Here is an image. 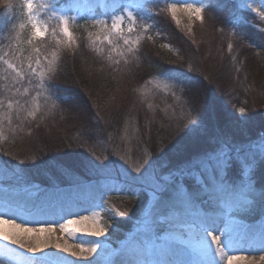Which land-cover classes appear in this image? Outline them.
I'll list each match as a JSON object with an SVG mask.
<instances>
[{
	"label": "trees",
	"instance_id": "trees-1",
	"mask_svg": "<svg viewBox=\"0 0 264 264\" xmlns=\"http://www.w3.org/2000/svg\"><path fill=\"white\" fill-rule=\"evenodd\" d=\"M204 1L203 19L190 32L163 7L152 14L137 12L131 38L141 37L138 50L121 56L123 40L111 36L112 45L100 41L95 33L107 31L92 24L102 18L111 26L114 0H57V11L72 5L87 10L75 21L74 43L63 48L50 36L33 39L23 0H8L6 11L0 7V46L10 45L12 58L25 72L35 59L34 49L42 50L45 87L38 78L29 88L39 85L47 107L35 116L4 123L8 131L0 136V151L8 160L17 156V165L1 159L3 171L19 174L26 187L36 186L46 200L63 195L64 185H75L76 180L61 178L67 172H101L109 180L106 170L119 177L127 169L130 176H140L124 180L138 186L145 179L135 173L137 167L176 177L186 174L191 162L224 148L234 160L227 175L236 172L239 162L259 151L264 138V109L259 106L264 105V31L254 29L234 1ZM145 24L151 26L147 31ZM54 53V71L48 73ZM257 61L260 67L253 68L251 63ZM1 89L0 81V100ZM256 118L263 123L257 128ZM193 120L200 122L198 130L185 135L184 126ZM232 131L246 133L237 137ZM263 181L256 183L258 189H264ZM96 185L91 184L92 189L97 190ZM14 189L6 182L0 198L25 206L33 202ZM142 191L133 189L121 197L136 200ZM163 192L156 205L165 203ZM108 222L105 218L104 224Z\"/></svg>",
	"mask_w": 264,
	"mask_h": 264
},
{
	"label": "rangeland",
	"instance_id": "rangeland-1",
	"mask_svg": "<svg viewBox=\"0 0 264 264\" xmlns=\"http://www.w3.org/2000/svg\"><path fill=\"white\" fill-rule=\"evenodd\" d=\"M57 0H35L36 4L44 5L47 4L49 7L43 8L38 15V19L42 24L47 25L48 31L47 35L44 37H53L60 48L65 47L70 43H74V35L73 29L75 27V21H77L83 14L87 12L85 8L79 6H68L66 9L62 11H57L54 9V5ZM134 0H125L127 3H134ZM136 1V0H135ZM158 1L155 4H146V8L151 11L148 14H152V12L158 10V7H163L167 12L169 6L173 3L176 4V19L179 21V25L185 28L188 32L192 31L193 26L199 22V19L194 13L185 9L184 4L191 3L195 4L198 7H205L206 2L204 0H155ZM235 2L239 11H242L241 14L248 16L251 19L250 25L254 27V29L258 31H264V18H262L259 13H264V0H232ZM8 0H0V7H4V11L7 10ZM246 5V6H245ZM53 12L56 13V16H53ZM170 13V12H169ZM119 12L114 13L113 15H118ZM171 14V13H170ZM59 15H67L70 18L74 17L75 19L69 20V28L73 33V40L69 41L66 36L62 34L60 31L61 25L58 19ZM112 15V16H113ZM202 15V13H201ZM89 17H93V14L90 13ZM111 16V17H112ZM172 16V15H171ZM97 18V17H96ZM101 20H104L101 18ZM111 21V18H110ZM245 21V19H244ZM129 26V21L127 18L122 22L123 29L127 32ZM100 34L95 33L99 36L100 41L105 40L104 37L108 35L98 32ZM103 34V35H101ZM42 37V38H44ZM37 39V38H33ZM41 39V38H39ZM10 45H6L4 48L0 46V81L2 84V98L0 100V136L2 138L4 135H7L6 129H4L5 124H11L13 121L18 119H23L25 116H33L30 115V112L35 111V115H37L40 111H45L46 103L45 102V93L40 89L39 85L34 86V88H29L32 81L40 78L39 73L45 67L44 64V53L40 49H34L35 59L33 63H31L32 67L37 69L36 73L33 74L29 69L28 72L24 71V68L19 64L16 60L12 58ZM38 50V52H37ZM39 57L41 63L37 65L35 60ZM46 60V59H45ZM7 61V63H5ZM257 62H252L251 66L260 67V64ZM8 64H14L17 68L23 69V74L21 76H17L16 72L13 69L8 67ZM30 63L27 64V67ZM261 69H264L262 67ZM213 72V71H212ZM26 74V76L24 75ZM254 75V74H253ZM259 77V76H258ZM27 78V80H26ZM261 80L264 81V74L261 73ZM28 82V83H26ZM18 86V87H17ZM17 87V88H16ZM13 94H12V93ZM41 93L39 97H37V93ZM14 95V96H13ZM116 97V96H115ZM100 99H103L102 97ZM105 99V97H104ZM118 102H121V96L116 97ZM115 99V101H116ZM12 101L11 109L8 108V101ZM38 101L40 107L36 109L35 103ZM115 101H104L105 103L113 104ZM123 101V100H122ZM117 102V103H118ZM260 102L264 104V99L262 98ZM129 103V102H128ZM264 109V105H259ZM41 113V112H40ZM19 116H22L19 118ZM253 123V125L257 128L263 123H259L260 119ZM6 128H11L10 125ZM238 132V129H236ZM231 135L241 137V135H245L246 132H243L240 136L236 134L234 131ZM259 147V145H258ZM224 148L223 150H225ZM228 151V150H225ZM20 152V151H19ZM257 152H259L257 150ZM254 152V153H257ZM2 154V155H1ZM5 151H0V189L5 186L6 182L13 184V189L16 192H20V194L24 197L25 200H33V202H29L30 205H21L16 203H11L5 198H0V205L5 206L4 203H9L20 209L18 211L22 216L35 219L32 224H42L47 223L51 224L53 228H57L53 223L64 224L66 220H72L70 217L74 216V214H83L82 216L88 217L89 219L86 221H81L79 226L81 225H90L92 224L95 228H104L106 231L102 235L103 237H107L106 241H98L94 239L100 246V248L104 249L106 254H115L120 251L125 245L129 244L134 239L142 240L151 243L157 242V237L161 239L164 236V233L168 230V225L170 223L175 222L176 220H188L190 221V216L200 215L204 216V213H207L208 218H212L219 220V223L229 222L230 220H241L243 222H251V224H262L264 223V204L257 203L256 207L252 211H240L233 212L231 214V218L228 216V208L223 203L212 202L211 204L208 202L203 192H198V199L190 206L184 207L177 205L176 208L172 207V203L174 200L178 199L176 188L177 187H187L188 191H194V182L193 179L188 177L187 173L181 175L180 173L174 177L169 174H161V176L148 173L145 170H142L141 174L145 183L143 185H136L132 183H128L124 180L126 178L124 175H119V177L114 176L115 180L118 182V187L122 190H109L110 181L104 180L103 173L99 172H71L64 173L61 178L69 177L68 179L76 180L75 185H64L63 188H66V191L63 192V195L60 196H50L49 200L43 199L40 197L42 193L40 189H37L36 186L26 187L24 182L22 183V178L19 174H11L10 172L3 171L2 160L11 161V165H17L16 159L17 156H13L11 158L3 157ZM252 156L247 159H251ZM2 159V160H1ZM15 160V163L13 161ZM185 160V159H184ZM246 160V159H244ZM243 160V161H244ZM243 161L239 162L238 168L236 172L232 175H227V180L233 184H241L243 178L245 176H249L255 184L256 196L259 197V194L264 191L263 188H257L256 183L264 180V163H260V159L257 156L256 163L253 166V169L250 172H246L243 168ZM7 167V166H6ZM14 167V166H13ZM17 169V168H16ZM140 175H136L135 177H139ZM129 179V178H127ZM133 180V179H130ZM135 181V180H133ZM97 184V190L92 189V185ZM264 185V181L262 182ZM73 187L70 189L69 187ZM62 188V189H63ZM139 190L142 188L143 191L141 193V197L139 199L133 200L126 197H121L123 194H128L131 190ZM164 190L163 199L165 203L156 205L157 197L160 191ZM118 196V197H116ZM4 197V196H3ZM59 206H58V204ZM81 205V208L76 210H70L67 218H62L58 216H51V212H56L57 207L61 209L71 208L70 206ZM96 205H100L101 207H95ZM115 209V211H112ZM14 210V209H13ZM22 210V211H21ZM68 212V211H67ZM97 212L99 215L97 218H93V213ZM199 213V214H198ZM51 217L52 220H48L42 222L44 220L38 219H48ZM104 217V218H103ZM188 217V218H187ZM105 218L109 221L108 226L104 224ZM119 220V224H115L116 220ZM50 221V222H49ZM52 222V223H51ZM51 236V237H50ZM52 235L44 236L45 239L52 238ZM52 241L56 243V245H60V253H63L66 249V241L62 239L52 238ZM168 243V242H167ZM170 243V242H169ZM166 245V244H165ZM176 245V246H175ZM162 246V244H160ZM166 246L169 247H179L178 244L170 243ZM163 247V246H162ZM165 248V247H163ZM97 251L99 249L97 248ZM57 258H62L61 264H81L78 260H74L72 257L61 256ZM54 258L52 260H56ZM18 257L14 259L13 264L18 263ZM42 261V259H31L26 264H37V262ZM171 261V260H170ZM12 264V263H11Z\"/></svg>",
	"mask_w": 264,
	"mask_h": 264
},
{
	"label": "snow or ice",
	"instance_id": "snow-or-ice-1",
	"mask_svg": "<svg viewBox=\"0 0 264 264\" xmlns=\"http://www.w3.org/2000/svg\"><path fill=\"white\" fill-rule=\"evenodd\" d=\"M151 2V0H136L134 3H127L125 0H120V2H116L114 0L112 5V11L114 13L119 12L118 15H113L111 17V26L109 27L108 23L105 20L101 19H93L92 24L93 26H101L102 31H107L108 35L104 37L107 40L109 45L113 44V40L110 38L111 36H116L117 39L123 40L124 51L118 52V55L124 56L126 54H132L138 50V45L140 43V36H137L135 40L131 38V34L136 31V25L138 23L137 20V12L141 13H149L151 10L146 8V4ZM246 6V5H245ZM23 7L26 11V16L28 23L30 24L32 30V37L33 38H42L47 35V25L42 24L39 19L38 15L39 12L43 8L49 7V5H37L35 0H23ZM185 9L189 10L190 12L194 13L199 19H203L202 7H198L195 4L186 3L184 4ZM168 11L171 13L172 18L176 19V4L173 3L169 6ZM259 15L264 18V13H259ZM53 16H56V13L53 12ZM127 18L129 21V26L127 29V34L123 32L122 22ZM60 21V31L64 36L68 38L69 41L73 40V33L69 28V20L75 19L74 17H69L67 15H59L58 17ZM177 23L179 21L177 20ZM24 27V25H21ZM151 26L150 25H143L144 31H147ZM92 35L91 33L89 34ZM151 39V37H148ZM95 43V41H93ZM231 48V45H229ZM38 52V50H37ZM0 59H3L0 57ZM47 59V58H45ZM56 59L55 53L53 54V60H49L47 64V72L51 73L54 71L52 64ZM7 63V61H5ZM35 63L40 65L41 61L37 56ZM10 69H13L16 72L17 76H21L23 74L22 68H17L14 64H8ZM28 68L31 70L33 74L36 73L37 69L33 68L31 64L28 65ZM45 71H40V87H45L44 79H45ZM167 87V85H165ZM41 93H37V97H39ZM13 102L10 100L8 101V108L11 109ZM36 109L40 107L38 101L35 103ZM240 113L243 114L245 109L241 108ZM30 115L35 116V111L30 112ZM199 121H190L186 124L185 127V135L189 133L196 132L199 128ZM257 156L259 157L260 161L264 163V138H262L259 142V152L254 153L251 159H246L243 161V168L246 172H250L253 169L254 164L256 163ZM108 158L105 157V160ZM239 162V161H236ZM148 162L145 161V164ZM234 160L231 154L228 151L223 149L219 151H215L211 154H205L200 159L191 162L189 168L187 169L188 177L193 179L194 182V191H188L187 187H177L176 192L178 199L174 200L172 203V207L176 208L177 205L188 207L192 205L198 199V192H203L205 197L207 198L208 202L211 204L212 202L216 203H223L228 208V216L231 218V214L233 212H240V211H252L255 209L256 204L262 203L264 204V191L259 194V197L256 196V189L254 181L249 177L245 176L241 182V184H233L227 180V171L231 165H233ZM101 168L106 169L105 165L99 166ZM135 173H141V167H137L134 169ZM183 171L181 175H183ZM126 178L129 179H137V177L130 176V173L125 169L122 173ZM106 177L110 181V188L109 190H122L118 187V182L115 180L113 174L110 171L106 170ZM95 207H101L100 205H96ZM115 211V209H112ZM199 214V213H198ZM98 213H93V218L98 217ZM204 216L207 217V213H204ZM88 217H81L80 220H66L64 224H61L60 227L66 232L75 233L79 231V229L71 228V225H75L80 223L81 221L88 220ZM12 223L16 229L14 233H9L4 231L0 228V239L9 241L14 244H20L21 247H24V244L21 243L20 236L24 233H33L39 232L43 233L45 231H52L54 228L50 225L48 228L40 226L38 228H31L27 225H16L15 221H9L4 219L3 215H0V225ZM195 227V225H192ZM212 225L204 222L199 225V232L196 233V245L191 247V251L188 252L189 257L191 258L186 264H220L226 257L227 264H233L234 261L243 260L244 257L240 256H233L227 255L226 249L232 248V240L230 239V234L227 230L222 232V236L224 239L221 238V235H212L209 231V228ZM106 229L98 228L93 231L87 232L85 234L91 236H102ZM210 237V239H209ZM159 239V237H157ZM261 239L264 241V232L261 233ZM90 247L85 248L81 245V253L87 251L90 253H95L97 248L100 246L96 241H90ZM213 244L215 248H213ZM59 248L60 245H57ZM42 249L39 245L35 247L29 248L31 252L41 251ZM68 249H65L67 251ZM188 251V249H186ZM73 255H77L73 253ZM120 255H130L133 256L132 253H120ZM62 258H57L56 260L52 259H45L42 261L37 262V264H61ZM87 264H96L94 260L87 261ZM108 264H140L135 259H127V260H112L109 261Z\"/></svg>",
	"mask_w": 264,
	"mask_h": 264
},
{
	"label": "bare ground",
	"instance_id": "bare-ground-1",
	"mask_svg": "<svg viewBox=\"0 0 264 264\" xmlns=\"http://www.w3.org/2000/svg\"><path fill=\"white\" fill-rule=\"evenodd\" d=\"M4 204L6 205H0V215H3L4 219L9 221L14 220L16 225H27L31 228H38L40 226L48 228L51 225L47 223L32 224L35 219L22 216L18 212L20 209L9 203ZM70 207L71 208L66 209L57 207L56 212H51L50 215L53 217L58 216L67 218L66 216H68L70 210L81 208V205ZM82 215L83 214L75 213L70 219L80 220L81 217H84ZM189 218V222L188 220H176L175 222L170 223V225H168V230L164 233V236L161 239L157 240L156 244H150L146 241L134 239L115 254H106L104 249L100 247H98L99 251H96L95 253L87 251L81 253V245L88 248L90 247L89 242L94 239L98 241L108 240L107 237H96L85 234L97 229L93 227L92 224H87V226H79V223L71 225V228L79 229V231L73 234L61 229V224L53 223L57 228H54L52 231L22 234L20 240L21 243L24 244V247H21L20 244H14L0 239V264H13L16 257L19 259V264H26L29 260L35 258L45 260L54 259L63 255L72 257L74 260H78L81 264H87V261L89 260H94L96 264H108L109 261H118L121 259H135L140 262V264H186V262L191 259L188 252L191 251V247L197 243L195 236L196 233L199 232V225L204 222L212 225V227L209 228L212 235H221V238L224 239L222 236L223 231L227 230L230 234L232 248L226 249L227 255L244 257L243 260L234 261L233 264H264V241L261 239V233L264 232V223L256 225L241 220H230L229 222L219 223V220H211L212 218L210 219L200 215L190 216ZM38 220H44L42 222H45L48 220L51 221L52 218H49L48 216V219L44 218ZM192 225H195V227ZM0 228L10 234L16 231L12 223L0 225ZM45 235H52L55 239L65 240V246L68 250L60 253V248H58L56 243L52 241L53 237L47 240L44 238ZM169 242L178 244L179 247L166 246L170 244ZM160 244L165 248L160 246ZM37 245L42 249L41 251L35 253L29 251V248ZM213 248H215L214 244ZM186 249H188V251H186ZM122 252L132 253L133 256L120 255ZM73 253H76L77 255H73ZM220 264H227L226 257L220 262Z\"/></svg>",
	"mask_w": 264,
	"mask_h": 264
}]
</instances>
